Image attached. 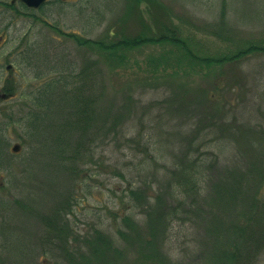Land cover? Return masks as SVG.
<instances>
[{
    "label": "rangeland",
    "instance_id": "1",
    "mask_svg": "<svg viewBox=\"0 0 264 264\" xmlns=\"http://www.w3.org/2000/svg\"><path fill=\"white\" fill-rule=\"evenodd\" d=\"M3 2L7 4L11 0H0V136L6 140L0 144L1 161L6 167L0 171V199L8 204L21 200L23 210L11 209L6 214L0 211V264H12L14 260L4 253L3 248L9 244L18 245L23 231L34 230L32 223L26 222V214L32 209L47 211V205L51 208L57 204V209L52 212L59 211L63 224L75 226L79 232H86L91 224L104 230L115 244H119L118 230L122 220L118 217L121 210L117 202L134 177L139 180V186H143L144 180L151 183L152 188L147 194L150 198L156 197L155 191L161 187L158 180L161 178L165 182L168 177L165 166H171L176 160L173 155H179L182 148L196 139L199 126L204 120L208 121L210 114L223 109L231 116L235 111L248 112L250 106H260L264 113V77H261L264 76V53L255 54L239 64L214 65L197 59L176 63L174 57L171 61L168 47L145 45L133 50L124 62L113 56L116 66L112 68L108 62L103 64L97 53L86 52L67 37V34L74 33L94 41L117 42L131 34L137 35L141 29L145 33L144 26L137 23V16H132L134 10L140 11L144 20L153 24L146 2L76 0L64 3L52 0L35 13L19 7L16 12L5 9ZM153 2L168 12L181 36L189 40L191 49L200 58L231 56L248 42L264 43V0ZM223 20L222 32L219 29ZM153 28L157 30L154 24ZM207 28L210 30H204ZM214 28L218 32L215 33ZM86 58L101 62L107 90L100 106L105 117L109 113L107 108H110L115 110L109 113L110 116H123V121L124 116L129 119L123 126L125 139L120 140L117 148L111 143L110 151L115 150L118 156L123 146L124 158L119 161V169L124 173L122 179L117 175L113 178L114 172L110 171L108 175H93L85 180L88 171L95 169L90 163L86 164L78 179L73 178L68 171L58 168L52 159L39 156V148L23 141L24 138L29 144L33 141L22 122L35 111L29 95L48 81L62 76L65 67L73 63L81 67ZM258 71L262 75L258 76ZM247 83L250 89L246 88ZM130 98L141 102L133 111L134 115L127 112ZM259 122L258 118L256 124ZM140 135L149 145L153 160L147 154H135V150L141 148L132 145L130 140ZM17 145L20 148L14 151ZM232 149L234 153L236 148ZM41 151L46 154L44 148ZM142 163L147 165L143 171L132 172ZM87 184H92L90 192ZM66 201L68 206L62 207ZM235 213L234 220L238 210ZM16 221L15 228L11 227L7 235L5 230ZM228 221L224 219V222ZM44 231L45 228L40 232ZM180 231L178 239L168 236V253L173 251L178 255L184 236L183 230ZM4 236L8 240L5 241ZM227 237H224L226 241ZM212 241L208 240L210 246L206 248L205 256L210 254ZM202 249L203 246L200 249L194 247L189 255L194 253L195 259H187L181 264H206L204 257L201 263L199 261ZM61 258H57L58 264H67ZM129 258H133L132 253ZM35 260L36 264H55L56 261L51 253ZM253 264H264V251Z\"/></svg>",
    "mask_w": 264,
    "mask_h": 264
},
{
    "label": "trees",
    "instance_id": "2",
    "mask_svg": "<svg viewBox=\"0 0 264 264\" xmlns=\"http://www.w3.org/2000/svg\"><path fill=\"white\" fill-rule=\"evenodd\" d=\"M153 1L136 0L138 4L146 2L149 5V17L157 30L144 20L140 11L134 10L132 17L137 16V23L144 26L145 33L141 29L137 35L131 34L117 42L106 39L94 41L74 33L67 34V37L86 52L97 53L102 63L108 62L112 68L116 66L113 56L124 62L133 50L145 45L168 47L169 57L172 56L171 61L174 57L176 63L197 59L214 65L239 64L255 54L264 53V43L248 42L231 56L200 58L191 49L189 40L181 36L179 27L168 12ZM29 16L37 19L33 14ZM223 24L225 20L219 29L222 32ZM214 32L218 30L214 28ZM100 63L86 58L81 67L75 63L69 65L70 70L69 66L65 67L62 76L48 81L29 95L35 111L22 121L33 139L29 144L24 138V143L39 148V156L52 159L58 168L68 171L76 179L88 163L95 169L85 172L88 173L85 180L93 175H108L110 171L114 172L113 178L116 175L124 178L123 171L119 169V161L124 158L123 146L118 156L115 150L110 151L111 143L117 148L120 140L125 139L123 126L129 119L124 116L123 121V116H110L109 113L115 111L110 108H107L109 113L105 117L100 103L107 87ZM257 75L262 74L258 71ZM246 88L250 89L248 83ZM140 103L130 98L128 114L134 115L133 111ZM259 107L250 106L248 112L235 111L231 116L223 109L210 114L208 121L204 120L199 126L196 139L182 148L179 155H173L176 160L171 166H165L168 177L165 182L161 178L158 180L161 187L155 191L156 197L150 198L147 194L152 188L151 183L144 180L145 187L139 186V180L134 177L117 202L121 210L118 217L122 220L118 230L119 244H115L104 230L91 224L86 232H79L68 223L63 224L59 211L52 212L57 209L55 204L51 208L47 205V211L32 209L26 214V222L32 223L34 230H22L23 237L18 245L9 244L3 248L4 253L13 257L12 264H36L34 260L47 253L52 254L55 264L61 257L67 264H181L187 259H195L194 253L189 255V251L203 246L200 263L204 257L206 264H253L264 251V113ZM258 118L260 122L256 124ZM5 141L0 136V144ZM130 142L141 148L135 150L136 155L147 154L149 159H154L149 155L151 149L143 136L132 137ZM233 147L236 148L234 153ZM42 148L46 150L45 155ZM145 166L142 163L132 172L143 171ZM5 169V162L0 157V171ZM91 185H85L88 192ZM66 206L67 201L62 207ZM11 209L23 210L21 200L8 204L0 199L2 214ZM224 219L229 221L224 222ZM16 224L17 221L9 224L5 230L7 235ZM43 228L46 231L41 233ZM181 229L184 236L178 255L173 251L168 253V236L178 239ZM210 239H213L210 254L205 256ZM131 253L132 259L129 258Z\"/></svg>",
    "mask_w": 264,
    "mask_h": 264
},
{
    "label": "flooded vegetation",
    "instance_id": "3",
    "mask_svg": "<svg viewBox=\"0 0 264 264\" xmlns=\"http://www.w3.org/2000/svg\"><path fill=\"white\" fill-rule=\"evenodd\" d=\"M51 1L52 0H46V2L41 5V7L36 8V9L35 8L28 7L26 4H24L23 2H21L19 0L18 1H15V2L13 0H11L10 3H7L6 4L5 2H3L2 4H3V7H5V9L14 10L15 12L18 10L17 7H19V8H22V9H24V8L29 9L32 12L35 13V12L39 11L41 8H43V6H45V5L49 4V3H52ZM57 1L64 2V3H71L73 1L75 2L76 0H57Z\"/></svg>",
    "mask_w": 264,
    "mask_h": 264
},
{
    "label": "water",
    "instance_id": "4",
    "mask_svg": "<svg viewBox=\"0 0 264 264\" xmlns=\"http://www.w3.org/2000/svg\"><path fill=\"white\" fill-rule=\"evenodd\" d=\"M14 2L15 1H18V0H13ZM21 2H23L24 4H26L28 7H31V8H39L42 4H44L46 2V0H19ZM19 146H15L14 147V151H18L19 150Z\"/></svg>",
    "mask_w": 264,
    "mask_h": 264
}]
</instances>
